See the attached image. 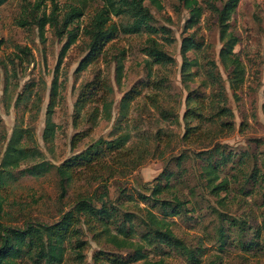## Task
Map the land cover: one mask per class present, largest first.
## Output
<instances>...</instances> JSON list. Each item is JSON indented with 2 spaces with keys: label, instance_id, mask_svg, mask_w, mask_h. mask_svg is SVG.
Masks as SVG:
<instances>
[{
  "label": "rangeland",
  "instance_id": "rangeland-1",
  "mask_svg": "<svg viewBox=\"0 0 264 264\" xmlns=\"http://www.w3.org/2000/svg\"><path fill=\"white\" fill-rule=\"evenodd\" d=\"M195 1L201 15L195 26L184 28L188 14L182 0H143L151 25L163 31L118 32L103 54L83 68L78 63L87 51L88 38L82 31L101 6L99 0H87L79 19L67 26L78 28L74 42L62 54L66 33L58 35L57 28L48 24L39 30L32 18L47 15L50 0L0 1V170L9 172L0 183V225L51 224L79 197L105 191L106 206L116 213L115 224L103 228L96 220L79 222L76 237L82 248H74L76 238L67 236L59 264H264V0H238L226 21L236 39L233 52L243 68L234 93L219 57L221 41L211 10V5L220 8L224 0ZM55 2L58 19L67 5L77 4ZM109 18L117 24L127 22L124 16ZM22 19L25 24L19 25ZM147 36L155 39L169 60L155 63L144 54ZM185 36L192 37L196 46L182 54L180 42ZM120 52L122 68L116 83L114 57ZM94 77L106 84L101 91L109 104L107 111L100 104L101 92H91L77 110L74 103L82 86ZM145 81L157 86H142L129 103L121 123L122 131L129 134L123 152L107 155L92 169L79 170L61 194L54 167L98 138L111 139L121 95ZM188 96L191 99L186 101ZM50 99L52 125L44 141ZM220 107L228 114L218 112ZM196 108L205 117L201 122L189 115ZM188 127L193 130L187 131ZM14 131L20 135L15 146L26 148L27 156L12 164L3 162V154ZM214 145L223 154L232 153L218 173L227 180L228 190L216 194L205 186L206 155H200ZM41 160L53 166L38 176L24 171ZM253 168L260 175L255 183L246 180ZM157 181L164 186L156 194L158 199L171 204L174 197L185 201L177 215L162 216L157 202L138 195H148ZM147 210L168 221L181 248L142 240ZM123 213L131 218L123 219ZM120 224L130 229L127 235L116 232ZM133 246H140L143 260L127 258ZM76 250L81 259L76 258ZM0 264L34 263L26 256Z\"/></svg>",
  "mask_w": 264,
  "mask_h": 264
},
{
  "label": "trees",
  "instance_id": "trees-1",
  "mask_svg": "<svg viewBox=\"0 0 264 264\" xmlns=\"http://www.w3.org/2000/svg\"><path fill=\"white\" fill-rule=\"evenodd\" d=\"M74 1L77 2V4L67 5L66 10L60 16V19H58V16L56 15L58 8L55 0H50V12L47 15L42 13L39 16L33 15L32 17L39 30H42V28L48 24L51 27L57 28L58 35L61 32L66 33L67 38L61 47L60 54H62L64 50L74 42L78 27L76 26L75 29L66 28L72 22L79 19L82 14V7L85 2H87V0ZM99 1L101 2V6L94 11L89 22L84 26L82 31L83 34L87 36L88 42L87 51L80 59L78 68H83L97 60L100 55L103 54L106 44L118 32L123 34L144 32L147 35H150L152 33H157L158 31H163L164 29L163 27L156 28L151 25V13L143 4V0ZM237 2L238 0H224L220 8L211 5V10L216 14L218 38L221 41L219 57L221 62L227 67L228 86L233 93L239 88L242 82L243 68L233 52V46L236 39L234 35L228 31L226 21L235 8ZM182 5L186 8L188 14L183 27L190 28L195 26L201 15V7L197 5L195 0H182ZM35 6H37V4ZM110 15L124 16L127 18V22L117 24L110 21ZM17 23L19 25H24L25 21L22 19L18 20ZM195 46L196 43L193 41L192 37H182L180 42V50L182 54ZM143 52L146 56L151 58L152 62L155 63H161L163 61L166 62V60H169V57L160 48L155 39L148 36L145 39ZM121 58L122 52H120L119 56L114 57V73L116 83H119V77L121 74ZM145 62H147V60ZM183 62L184 64H189L185 59ZM149 83L150 82L148 81L140 82L138 85L131 86L121 95L118 103L117 118L113 127V137L111 139L105 140L98 138L85 149L63 160L60 164L54 167L55 173L59 179L61 194L65 190V184H67L74 177V175L79 172V170L92 169L95 165L102 164V160L107 155H119L123 152L125 144L128 141L129 134L122 131L123 128L121 127V123L126 118L129 103L140 93L141 87H147ZM150 84L153 85L155 83L152 81ZM155 86H157V83ZM103 87H106V84L95 77L91 81L85 83L75 100V108L78 110L82 104H85L90 99L91 92H101V95L99 96L101 99L100 104L103 110H106L109 104H107V101L104 99L103 92L101 91L104 90ZM190 99L191 97L188 96L186 101H189ZM51 103L50 99L42 131L44 141L47 140L52 125L49 118ZM218 112H222L223 115L224 112H227L228 114V111H226L224 107H220ZM189 115L194 116L199 122L205 118L203 117L200 108H196V112H191ZM190 128L193 130V127H188L187 131ZM19 137L20 135L15 131L11 134L3 154V162L10 160L13 164L18 158L27 156V153H25V151H27L26 148L15 146ZM201 152L202 153H200V155H206L203 157V160H206L204 168L205 186H207L213 194L220 191L226 192L228 190L227 180L225 177L219 178L218 173L219 170L224 167L225 163L232 157V153L228 151L223 154L222 151L218 150L215 145L210 149H206ZM215 155L217 158L213 159L212 157ZM239 160L240 158L237 159L238 162ZM50 166H53L50 162L41 160L34 163L30 168L25 169L24 171L29 175L38 176L43 172H46ZM6 171V169L0 170V183L3 180L5 173H9ZM258 177L260 178L259 172L253 168L246 177V180L248 178L255 183ZM158 178L159 176L155 177V180ZM98 185L102 184L99 183ZM163 187L164 186L160 185L157 181L153 186L149 187L148 195H143L139 192L138 195L145 200H147V197L151 198V200H153V204L157 202L160 206L162 216H175L181 209H183L185 201L178 200L174 197L172 199L174 204H171V202L169 203V200L158 199L156 194L160 193ZM104 196H106L105 191L103 193H99L96 197H79L74 201L69 209L64 211L59 216L56 222L51 224H25L23 228L5 227L0 225V263H10L11 259L24 258L27 256L34 264H59L63 256V243L67 236L70 235L71 237L76 238L74 248H82L80 246L82 241H79L78 237H76L78 234V228L76 225L79 222L82 221L89 223L92 222V220H96L103 228H107L106 224H113L116 213L112 211V207L109 209V206H106ZM262 200L264 201V193L262 195ZM122 215L126 217L123 219H126L127 221L131 218L127 213H123ZM143 224L144 231L141 233V237L145 242L163 243L168 247L177 249L182 247L180 241L169 231V223L165 219L158 218L152 212L147 210L145 211V220L143 221ZM115 229H117L116 232L122 235H127L130 231V229L123 227L121 224L117 225ZM248 244L255 245L256 242ZM75 256L76 258L81 259V253L79 250L75 251ZM127 258L130 261H139L143 260L145 255L141 251L140 246H133L132 254H129ZM155 264L162 263L161 261H158V263Z\"/></svg>",
  "mask_w": 264,
  "mask_h": 264
}]
</instances>
